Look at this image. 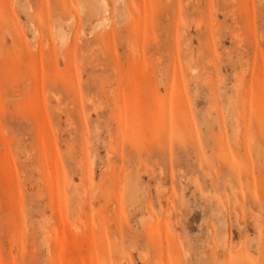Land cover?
Instances as JSON below:
<instances>
[{
    "label": "rangeland",
    "instance_id": "374dc122",
    "mask_svg": "<svg viewBox=\"0 0 264 264\" xmlns=\"http://www.w3.org/2000/svg\"><path fill=\"white\" fill-rule=\"evenodd\" d=\"M0 264H264V0H0Z\"/></svg>",
    "mask_w": 264,
    "mask_h": 264
},
{
    "label": "bare ground",
    "instance_id": "6f19581e",
    "mask_svg": "<svg viewBox=\"0 0 264 264\" xmlns=\"http://www.w3.org/2000/svg\"><path fill=\"white\" fill-rule=\"evenodd\" d=\"M105 8V7H104ZM104 10V9H103ZM210 72V71H209ZM209 75V74H208ZM209 79V78H208ZM240 80V79H239ZM208 81V80H207ZM236 87H238V86H236ZM220 202V201H219ZM143 221V220H142ZM141 221V222H142ZM150 235V234H149ZM154 237H156V236H154ZM155 240V239H154ZM156 241L158 242V238L156 239ZM152 243V242H151ZM149 244V243H148ZM152 246V244L150 245V247ZM153 247V246H152ZM156 251V250H155ZM208 263H209V261H208Z\"/></svg>",
    "mask_w": 264,
    "mask_h": 264
}]
</instances>
